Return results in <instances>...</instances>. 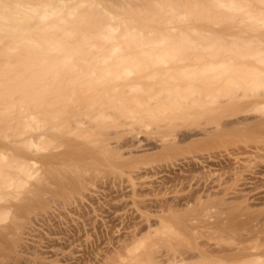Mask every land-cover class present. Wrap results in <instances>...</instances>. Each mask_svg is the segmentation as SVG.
<instances>
[{
    "label": "rangeland",
    "instance_id": "obj_1",
    "mask_svg": "<svg viewBox=\"0 0 264 264\" xmlns=\"http://www.w3.org/2000/svg\"><path fill=\"white\" fill-rule=\"evenodd\" d=\"M245 105L239 100L170 125L151 117L148 127L115 108L93 126L87 108L70 109L62 121L81 119L87 127L52 130L41 143L66 154L41 158L14 188H0V264H173L181 254L186 260L178 264H238L234 249L264 251V125L254 122L264 104L250 111L249 123L204 131ZM32 131L22 130L12 147L0 136V151L26 152ZM132 131L137 146L125 148ZM189 131L197 135L185 137ZM0 162L15 164L10 156ZM28 223L33 229L22 232Z\"/></svg>",
    "mask_w": 264,
    "mask_h": 264
},
{
    "label": "bare ground",
    "instance_id": "obj_2",
    "mask_svg": "<svg viewBox=\"0 0 264 264\" xmlns=\"http://www.w3.org/2000/svg\"><path fill=\"white\" fill-rule=\"evenodd\" d=\"M219 25L234 32L220 33ZM239 100L246 105L231 121L204 131L249 123L264 104V0H0V136L18 146L20 132L33 130L23 140L26 152L0 151L15 161L0 162L1 189L14 188L41 158L66 154L41 143L52 130L86 125L63 122L70 109L87 108L93 126L115 108L148 127L151 117L170 125ZM254 122L263 127L264 116ZM131 133L125 148L137 142ZM238 249V261L264 264V251ZM181 255L171 262L185 261Z\"/></svg>",
    "mask_w": 264,
    "mask_h": 264
}]
</instances>
